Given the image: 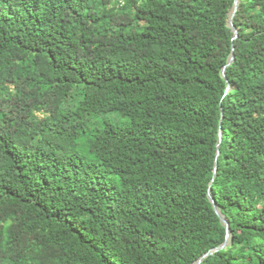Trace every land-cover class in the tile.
Masks as SVG:
<instances>
[{
    "label": "trees",
    "instance_id": "1",
    "mask_svg": "<svg viewBox=\"0 0 264 264\" xmlns=\"http://www.w3.org/2000/svg\"><path fill=\"white\" fill-rule=\"evenodd\" d=\"M234 1L0 0V264H196L208 192L198 264H264V0L236 38Z\"/></svg>",
    "mask_w": 264,
    "mask_h": 264
},
{
    "label": "water",
    "instance_id": "2",
    "mask_svg": "<svg viewBox=\"0 0 264 264\" xmlns=\"http://www.w3.org/2000/svg\"><path fill=\"white\" fill-rule=\"evenodd\" d=\"M237 5H238V0H235V1H234L233 8H232V10H231V12H230L229 19H228V24H229V26L231 27V29H232V31H233V33H234L233 38H236V37H237V30H236V28H235V26H234V23H233V17H234L235 11H236V9H237ZM232 50H233V49H232ZM233 60H234V53L232 52L231 55H230V57H229V59H228V61H227V63H226V65L223 66L222 71H221V75L223 76V78H224L226 81H227V77H226V68L232 63ZM229 89H230V84L227 83V90H229ZM219 136H220V138H221V131L219 132ZM217 153H219V151H218ZM216 171H217V162H215V165H214V175H213V179L215 178ZM208 198H209V200L211 201V203H212V205H213V208H214L215 212H216L217 215L220 217V220L222 221V223H223V224L225 225V227H226V239H225V241H224L222 244H220V245L217 246V247L211 248V249L208 250L206 253H204L201 257H199V258L197 259L196 264H198L199 262H201L202 259H203L204 257L213 254L215 251H217V250H219V249L225 248V247L228 245V243H229V239H230V226H229V222H228V220H227L223 215H221L220 210L218 209V206H217V204H216V202H215V200H214V198L212 197V195H211L210 192H208Z\"/></svg>",
    "mask_w": 264,
    "mask_h": 264
},
{
    "label": "rangeland",
    "instance_id": "3",
    "mask_svg": "<svg viewBox=\"0 0 264 264\" xmlns=\"http://www.w3.org/2000/svg\"><path fill=\"white\" fill-rule=\"evenodd\" d=\"M112 116H115V115H106L105 117L104 116H95L93 117V120L92 122L89 124L90 127L92 126H98L99 123H101L102 119H110L112 123L115 122V119L114 117L112 118ZM121 122L124 123L125 122V119H121ZM119 122V123H121ZM83 143V142H82ZM80 149L82 150L81 153H85V146L83 144L80 145Z\"/></svg>",
    "mask_w": 264,
    "mask_h": 264
},
{
    "label": "built area",
    "instance_id": "4",
    "mask_svg": "<svg viewBox=\"0 0 264 264\" xmlns=\"http://www.w3.org/2000/svg\"><path fill=\"white\" fill-rule=\"evenodd\" d=\"M121 3H123L124 0H119Z\"/></svg>",
    "mask_w": 264,
    "mask_h": 264
}]
</instances>
